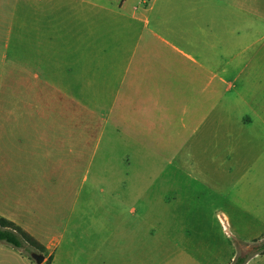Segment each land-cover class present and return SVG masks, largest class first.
Segmentation results:
<instances>
[{
  "label": "crops",
  "instance_id": "crops-1",
  "mask_svg": "<svg viewBox=\"0 0 264 264\" xmlns=\"http://www.w3.org/2000/svg\"><path fill=\"white\" fill-rule=\"evenodd\" d=\"M164 3L154 16V0H0V217L41 244L52 264H89L90 246L97 247L98 264H106L99 247L121 245L89 238L90 167L125 164L111 151H147L154 133L162 141L170 102L176 108L184 98L186 59L200 66L168 40L184 37L171 30ZM257 52L264 59V45ZM258 67L264 71V61ZM248 102L253 108L241 135L226 145L232 182L226 218L246 245L264 240V101ZM208 209H197L193 239L182 233L165 241L171 264L234 260L232 246L226 257L204 258ZM112 213L120 225L119 209ZM0 255L35 264L1 243ZM245 264H264V253Z\"/></svg>",
  "mask_w": 264,
  "mask_h": 264
},
{
  "label": "rangeland",
  "instance_id": "rangeland-1",
  "mask_svg": "<svg viewBox=\"0 0 264 264\" xmlns=\"http://www.w3.org/2000/svg\"><path fill=\"white\" fill-rule=\"evenodd\" d=\"M165 1L164 16L171 30L175 26L184 37L178 40L171 34L168 40L200 66L186 59L184 98L176 108L170 102L169 128L162 141L154 133L147 151L119 147L111 151L125 158V164L90 167V193L84 203L89 238L123 240L121 245L99 247L106 264H171L165 241L182 233L193 239L194 217L204 207L209 208L202 235L204 246L207 241L204 258L210 252L226 257L230 246L235 249L234 259L243 257L264 242L239 243L226 206L232 184L226 176L231 158L226 145L241 135L244 114L253 108L248 101H264V87L258 86V79L264 78L258 65L264 59L257 52L264 45V22L259 19L264 0H154V16L161 13ZM249 43L252 48L244 51ZM178 208L186 209V215H178ZM114 209L120 211V225ZM95 213H103L100 223ZM133 239L138 243L133 244ZM146 240L153 244L151 249ZM95 248L89 247V264L99 262L92 257ZM209 262L202 259L201 264ZM0 264L19 263L0 255Z\"/></svg>",
  "mask_w": 264,
  "mask_h": 264
},
{
  "label": "trees",
  "instance_id": "trees-1",
  "mask_svg": "<svg viewBox=\"0 0 264 264\" xmlns=\"http://www.w3.org/2000/svg\"><path fill=\"white\" fill-rule=\"evenodd\" d=\"M0 243L16 249L29 259H31L29 257L31 253H39L46 259L42 264H52V257H47L45 248L41 244L13 222L2 217H0ZM255 249L256 250L249 255L236 257L231 264H245L253 255L264 253V242Z\"/></svg>",
  "mask_w": 264,
  "mask_h": 264
},
{
  "label": "water",
  "instance_id": "water-1",
  "mask_svg": "<svg viewBox=\"0 0 264 264\" xmlns=\"http://www.w3.org/2000/svg\"><path fill=\"white\" fill-rule=\"evenodd\" d=\"M29 257L35 262V264H42L44 262V256L39 253H31Z\"/></svg>",
  "mask_w": 264,
  "mask_h": 264
}]
</instances>
